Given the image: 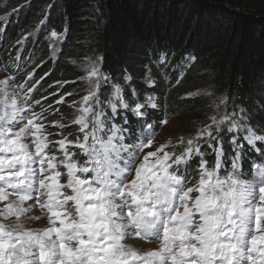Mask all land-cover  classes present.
Listing matches in <instances>:
<instances>
[{"label": "trees", "instance_id": "1", "mask_svg": "<svg viewBox=\"0 0 264 264\" xmlns=\"http://www.w3.org/2000/svg\"><path fill=\"white\" fill-rule=\"evenodd\" d=\"M0 17V67L11 71L19 85H35L32 103L41 104L34 112H43L47 125H67L56 128L62 137L76 141L79 134L66 120L76 111L71 104L85 95L81 63L102 57L100 71L108 80L94 110L104 113L100 139L110 135L115 123L130 131V140L142 131L149 140L169 117L181 121L186 139L193 138L210 124L214 106L226 97L228 113H234L240 127L228 132L221 125L222 178L237 173L236 162L240 177L248 180L257 165H264V0H0ZM53 31L62 36L57 46L51 42ZM23 39L24 50L17 55ZM113 85H119L123 104L130 105L117 101L115 113L107 103ZM195 92L203 94L189 95ZM61 96L64 103H54ZM149 97L155 98L154 108L148 106ZM136 105H143V116L132 110ZM248 129L262 141L249 144ZM205 139L195 143L212 169L217 157ZM239 148L242 153L235 156ZM74 150L68 149L79 161L86 160L81 150ZM199 161L195 156L179 172L192 180L200 172Z\"/></svg>", "mask_w": 264, "mask_h": 264}, {"label": "snow or ice", "instance_id": "2", "mask_svg": "<svg viewBox=\"0 0 264 264\" xmlns=\"http://www.w3.org/2000/svg\"><path fill=\"white\" fill-rule=\"evenodd\" d=\"M51 35L55 37L57 33L53 31ZM102 59L88 57L80 65L85 75L79 79L88 84V89L79 102L72 103L79 114L70 124L79 125L84 133L82 141L79 137L76 141L67 137L49 141V134L44 132L45 123H36L43 121V112L31 110L27 95L24 103H18L19 94L15 91L9 94L6 91L8 82H0L3 85L0 87V153L5 154L0 155V201L12 194L19 196V202L6 205L0 216L4 219L15 216L19 221L20 216L29 211L21 206L22 203L33 199L35 191L39 194L35 202L50 213L51 225L31 230L20 223L9 227L0 222V264H130V261L139 264H244L246 260L256 264V259L248 255L252 252H258L260 264H264V234H252L264 233V171L258 189L259 204L253 202L256 186L233 175L226 179L215 176L221 166L219 145L222 142L217 139L221 125L226 124L228 132L240 127L232 119L234 113H224L219 118L213 115L210 124L187 140L188 147L182 155L164 151L168 145L162 144L144 155L143 162L137 166L139 152L151 147V140L155 138L151 136L148 142L140 145L138 152L129 154L128 162L121 168L116 162L120 159V149L112 143L111 137L104 141L97 135L104 127L101 119L104 113L103 110L94 111V107L101 104L97 93L108 79L100 71ZM125 79L131 77L125 76ZM34 88L35 85L28 91ZM113 88L107 103L115 113L117 101L125 108L128 105L122 102L119 85ZM151 99L149 97V101ZM225 101L226 97L220 98L221 104ZM34 103L41 104V101ZM54 103H64V97ZM77 103L81 105L79 108H76ZM141 108L143 105H137L134 111L143 116ZM25 112L30 115H24ZM89 124L91 129L85 131ZM52 125L67 126L59 121H53ZM205 137V143L217 157L212 169L206 167L205 154L195 143ZM255 138L251 134L247 137L250 143ZM212 141L217 144L213 145ZM180 143H184L183 137ZM50 144L59 145L62 158L52 154ZM70 144L80 148L89 157L85 165L93 167L78 166L71 159L75 153L67 151ZM193 153L200 157V179L189 187L191 181L179 174V166L187 164ZM150 158H155V162H150ZM58 164L67 169L68 179L64 185L59 181L62 173L57 170ZM133 170L135 176L129 180ZM78 172H93L94 176L81 178L76 175ZM113 175L119 180L110 179ZM62 188L71 191L65 193ZM45 189L47 200L41 203L39 196L45 195ZM193 192L199 195L193 197ZM126 238L158 243L159 248L141 255L122 243ZM73 244L76 246L72 247ZM258 244L262 247L258 248Z\"/></svg>", "mask_w": 264, "mask_h": 264}, {"label": "rangeland", "instance_id": "3", "mask_svg": "<svg viewBox=\"0 0 264 264\" xmlns=\"http://www.w3.org/2000/svg\"><path fill=\"white\" fill-rule=\"evenodd\" d=\"M61 40H62V36H55V37H53V40L51 42L54 44V46H57V44ZM24 46H25V41L23 39L21 42H19V48L17 50V55H20L22 53V51L24 50ZM10 72L11 71L0 67V82L7 81L8 82V87H7L6 91L9 94H11L13 91L17 92L19 94L17 96L18 103H23L24 102V97L26 95H28V94L25 93V92H22V90H21L22 85L19 86V88L17 89V86L18 85L16 84V82L14 81V79L11 77ZM31 77H32V74H31ZM84 83L86 84V86H84V90L83 91L85 92V95H86L87 94V89H88V84L86 82H84ZM105 83H106V81L101 84V87L103 85H105ZM0 87H3V85L0 84ZM202 94H203V92H195V93H191L189 95L190 96H193V97H196V96L200 97ZM81 98H76L77 100H75V101L76 102H79L81 100ZM45 100L46 99H44L42 101H45ZM154 101L155 100L152 99V102H154ZM89 103H91V101ZM80 106L81 105L79 103L76 104V108H79ZM151 106L154 107V103H152ZM228 112L229 111H228L227 102L225 101V103H223V104H221L220 102H218L214 106L210 118L213 115H215V116H217V118H219L224 113H228ZM26 114H27V112L24 113V115H26ZM78 114L79 113H77L75 111V113L73 115V118L67 119L66 120V123L69 125L70 124V121H72L73 119H75ZM43 117H45V116H43ZM165 120H167V123H164V122L162 123V126H161L162 128L159 131V135H157L156 138H154L151 141V147H145L143 149V151L139 152V157L140 158L136 162L137 163V166L141 162H143L144 155H146L148 152L155 151L162 144H167L168 145L164 149V151H166V152H173V153H175V156L182 155V153L188 147V145H187V140L188 139L185 138L186 132L183 130V128L181 126V121L178 120V119H176V118H173V117H169L168 119H165ZM41 122L42 121L40 120L39 123H41ZM36 123H37V121H36ZM210 123H211V119H210ZM45 125H46V128H45L44 132H45V134H49L48 135V140L49 141H56V140H59V139H62L63 138L62 135H61V133L60 134L57 133L59 131L56 128H59V127H54V129H50L48 127L53 126L52 124L51 125L45 124ZM72 125H73V127H75V129H73V130H75V131H77L79 133L81 132L79 130V125H77V124H72ZM15 130H18V128L17 129H14V131ZM70 131H72V130H70ZM85 131H87V130H85ZM250 134L253 135L254 137H257L255 139H253L251 143L247 139V137ZM83 136H84V133L83 132H81V135L80 134H75L76 139L79 137V139L81 141L84 138ZM110 137L112 138V143L114 145H116L117 148L120 149V153H119L120 159H118L116 162L119 164V167L123 168L125 166V164L128 162L129 158L127 159V158H125L122 155L125 152L126 148H125L124 144L122 142H120L121 139L119 138L118 130H115L114 134H112L111 136H109L107 139H102V140L107 141ZM181 137L184 138V143H180V138ZM68 140L71 141V139H69V138H68ZM246 140L249 142V144L256 145L257 143H259L260 141H262V138L256 136L250 129H248V132H247V135H246ZM24 142H27V141H24ZM72 146L73 145H71V144L68 145L67 146V151ZM183 146H184V149L182 150V153L181 154H177L179 151H181V147H183ZM96 147L99 148L100 145L97 144ZM49 148L53 150L52 151V154H54V155L56 153L59 154V156H57L58 159L62 158L63 153L60 151L59 145L53 146L52 144H50L49 145ZM170 148H174V149L171 150ZM72 149H74V148H72ZM78 149L80 150V148H78ZM69 153H71V152H69ZM0 155H5V154L4 153H0ZM160 155H163V153H161ZM72 156H74V155H72ZM72 160L75 161V159H72ZM121 161H122V164H120ZM76 162H77L78 166H85L83 164V162H81V161H76ZM150 162L154 163L155 162V158H150ZM168 163H171V161H168ZM183 165L184 164L180 165L179 168H183ZM175 167H176V165H173V168H175ZM57 170H59L62 173V175L59 178L60 184H62V185L66 184L67 183V179H68L67 174H66L67 173V169L64 168L62 165H59L58 164L57 165ZM169 171H172V169H169ZM262 171H264V165L263 164L258 165V169H257L258 180L257 181L256 180H245L244 181L245 183H249V184H252V185L256 186L257 191L255 193V199L253 200V202L254 203H257V204H259V200H258L259 190L258 189H259V185H260V182H261V179H262V176H261ZM76 175L80 176L81 178H84L85 177V176H83L84 175L83 172H78V173H76ZM134 176H135V172L133 170L132 176L129 177V180L132 179V178H134ZM199 179H200V172L197 174V176H195L191 180V182L189 183L188 186L189 187H192V186L196 185ZM113 180H117L118 181L119 178L116 177V179H113ZM7 191L11 192L12 190L11 189H8ZM43 191L45 192V195H40L39 196V200H40L41 203H43V202H45L47 200V195H46L47 190L45 189ZM61 191L65 192V193H70L71 190L70 189H67V188H62ZM38 195L39 194L34 191L32 193L33 199L26 200V201H24L22 203L21 206L24 207V208H26V209H29V211L26 212L24 215H21L19 221H17V219L15 218V216H12V217H10L8 219H4L3 216H0V222H3L6 226H9V227H15L18 223H20V224H23V226H24L25 229H31V230H41V229L50 227L51 226L49 224V216H50V213L47 212V209L46 208L45 209H41L40 208V204H38V203L35 202V198ZM191 195L193 197H196V196L199 195V193L198 192H193ZM12 202H19V196L16 195V194H12V195H9L6 200L0 201V211H3L5 209V207H6V205H8V204H10ZM189 203L191 204V202H189ZM69 204H71V202H69ZM262 206H264V205H262ZM30 217H41V219H38L37 220V219H32ZM262 223H264V221H262ZM252 234L253 235H257V234H264V233H256V232H253ZM134 241L135 242L138 241L143 246L148 247V248L147 249H143L142 247L134 246V245H131L130 243H128V242H134ZM122 243L125 244L127 247L134 249L135 251H137L138 254H141V255H143L144 253H146L148 251L157 250L159 248V244L158 243L145 242L143 240H140L139 238H133V239L126 238L124 241H122ZM127 244H129V245H127ZM71 246L72 247H75L76 245L73 244ZM257 247L260 248V247H262V245L258 244ZM248 255H250L254 259H256V264H260V261L258 259V255H259L258 252H252V253H249ZM130 264H139V262L138 261H130ZM244 264H252V261L251 260H246L244 262Z\"/></svg>", "mask_w": 264, "mask_h": 264}, {"label": "bare ground", "instance_id": "4", "mask_svg": "<svg viewBox=\"0 0 264 264\" xmlns=\"http://www.w3.org/2000/svg\"><path fill=\"white\" fill-rule=\"evenodd\" d=\"M82 95H83V94H82ZM246 135H247V133H246ZM156 136H157V135H155L154 137L156 138ZM241 153H242V151H241L240 148L237 150V152H236V150H235V152H234L235 156H240ZM188 163H190V161L187 162V164H188ZM187 164H184V165H183V168H184V166L187 165ZM128 243H130L131 245H134V246L142 247L143 249H147V248H148V247L143 246V245H142L140 242H138V241H136V242H135V241H134V242H128ZM127 245H129V244H127Z\"/></svg>", "mask_w": 264, "mask_h": 264}]
</instances>
